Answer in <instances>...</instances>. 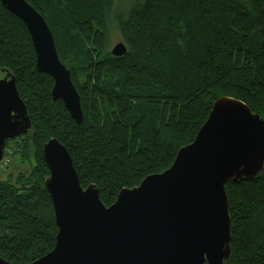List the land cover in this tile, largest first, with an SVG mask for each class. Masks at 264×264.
<instances>
[{"label":"trees","instance_id":"obj_1","mask_svg":"<svg viewBox=\"0 0 264 264\" xmlns=\"http://www.w3.org/2000/svg\"><path fill=\"white\" fill-rule=\"evenodd\" d=\"M45 20L80 97L77 125L52 79L35 69L22 22L0 4V70L15 80L31 130L8 140L26 172L0 180V258L31 264L55 245L43 145L68 152L81 188L108 207L122 189L168 169L193 142L213 103L229 97L264 120V0H132L115 18L126 47L106 52L111 0H26ZM229 264H264V171L227 182Z\"/></svg>","mask_w":264,"mask_h":264},{"label":"water","instance_id":"obj_2","mask_svg":"<svg viewBox=\"0 0 264 264\" xmlns=\"http://www.w3.org/2000/svg\"><path fill=\"white\" fill-rule=\"evenodd\" d=\"M25 26L35 69L48 75L52 103L60 101L82 125L80 97L59 59L44 18L26 0H0ZM117 43L113 57L125 54ZM0 163L5 143L27 135L31 123L14 77L0 70ZM42 156L44 187L57 229L55 245L31 264H227L231 219L224 186L251 181L264 168V120L242 102L216 100L192 143L180 148L171 166L122 189L105 207L94 185L80 187L66 149L47 141ZM0 264H10L0 258Z\"/></svg>","mask_w":264,"mask_h":264},{"label":"rangeland","instance_id":"obj_3","mask_svg":"<svg viewBox=\"0 0 264 264\" xmlns=\"http://www.w3.org/2000/svg\"><path fill=\"white\" fill-rule=\"evenodd\" d=\"M112 6L107 22V43L106 52L110 53L111 49L117 43H123L122 36L117 26L115 18L118 16L126 17L128 8L132 0H111ZM124 44V43H123ZM5 77V73L0 71V80ZM6 148V145H5ZM5 152V151H4ZM5 154V153H4ZM7 155L0 163V180L15 181V178L19 172H26L28 166L24 164V161L14 153V151H7ZM264 171V168H263ZM230 262L228 261L227 264Z\"/></svg>","mask_w":264,"mask_h":264}]
</instances>
